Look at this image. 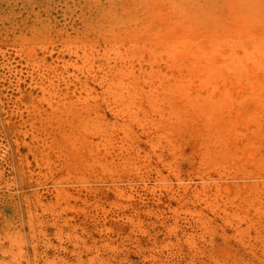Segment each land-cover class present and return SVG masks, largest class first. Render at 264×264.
I'll list each match as a JSON object with an SVG mask.
<instances>
[{"label":"rangeland","instance_id":"rangeland-1","mask_svg":"<svg viewBox=\"0 0 264 264\" xmlns=\"http://www.w3.org/2000/svg\"><path fill=\"white\" fill-rule=\"evenodd\" d=\"M0 264H264V0H0Z\"/></svg>","mask_w":264,"mask_h":264},{"label":"bare ground","instance_id":"bare-ground-1","mask_svg":"<svg viewBox=\"0 0 264 264\" xmlns=\"http://www.w3.org/2000/svg\"><path fill=\"white\" fill-rule=\"evenodd\" d=\"M6 151H7V149H6Z\"/></svg>","mask_w":264,"mask_h":264}]
</instances>
